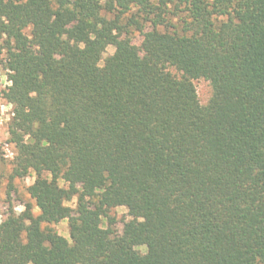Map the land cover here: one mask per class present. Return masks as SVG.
Returning <instances> with one entry per match:
<instances>
[{
	"label": "trees",
	"instance_id": "16d2710c",
	"mask_svg": "<svg viewBox=\"0 0 264 264\" xmlns=\"http://www.w3.org/2000/svg\"><path fill=\"white\" fill-rule=\"evenodd\" d=\"M231 3L0 0L12 178L35 172L41 209L0 224L3 264H264V0ZM199 78L213 87L203 107ZM73 195L75 208L63 203ZM119 204L132 216L121 233ZM65 217L70 238L54 227ZM145 242L147 256L131 250Z\"/></svg>",
	"mask_w": 264,
	"mask_h": 264
},
{
	"label": "clouds",
	"instance_id": "9594fccd",
	"mask_svg": "<svg viewBox=\"0 0 264 264\" xmlns=\"http://www.w3.org/2000/svg\"><path fill=\"white\" fill-rule=\"evenodd\" d=\"M158 0H153V3H157ZM172 2H176V0H172ZM208 2V5H209V10H211V5H212V0H207ZM100 3L103 4L104 3V0H100ZM236 3H237V0H232V3L229 5L228 7V11L231 12L233 8L236 7ZM168 8L169 10H172V3H168ZM131 9L132 11H135V7L134 6H131ZM241 11H243V9H241ZM55 17H53L54 19ZM173 20V22H175L177 19H179L178 16L176 17H173L171 18ZM212 19V22L213 23H216L217 21H224V22H227L228 20V17L227 16H224V15H221V16H216L215 14L211 17ZM189 21H190V18H189ZM7 21L5 20V23ZM233 23H239V21L235 18V16H233ZM98 27H100V25H97ZM113 33H115V29H113ZM2 35L4 38H6V33L5 34H0ZM137 36H139V33H136ZM31 38V37H29ZM94 38V36H93ZM0 43H2V41H0ZM133 43L134 44H139V41L137 40H133ZM80 48L83 49L84 48V44L81 43L80 44ZM117 51V49L112 45V44H109L107 46V52L104 53L105 56H107L109 53H115ZM56 59L59 60L60 57L59 56H56ZM97 66L98 67H103L104 66V60L101 59L97 62ZM168 71H172L174 72V69L172 68H169L167 69ZM176 78L179 79V74H176ZM13 82L11 80H9L7 78V75H5L3 72H0V87H3L4 85H11ZM201 92V89H197V93L200 94ZM30 95L32 96H35L36 95V92L33 91L30 93ZM211 95V92H210V88L206 90V94L202 96V98L200 99V105L203 107L206 105L207 103V99H208V96ZM13 107V104L12 103H7V104H4L3 102H0V125H3L4 124V121L5 119H9V117H6L4 116V113L7 112L9 109H11ZM49 119H51L49 117ZM63 123H61V127H63ZM0 133L3 134V136L7 137L8 133L5 129L3 128H0ZM24 139H25V142L26 143H32L34 142L33 139L31 138L30 134H25L24 136ZM42 145L44 146H47L49 144V140H47L46 138L43 139L41 141ZM4 151L5 153L7 154V157L8 158H11L14 153L12 151H10V148L9 146H5L4 147ZM253 175H255V171L253 172ZM37 179L36 177V174L34 171H31V174L26 178V183L28 185H32L34 183V181ZM47 179L51 180L52 179V174L51 173H48L47 175ZM58 180V185L62 188H66L68 186L67 182L65 181V179L61 177H58L57 178ZM17 183H19V180H17ZM77 187L79 188L80 186L77 185ZM106 189L103 188V187H97L95 188V191L96 192H103L105 191ZM3 193H0V196H2ZM86 199H88V197H86ZM32 213L33 215H37L41 212V209L36 205V202L35 200H32ZM65 205L71 207V208H75L76 207V204H77V196L76 195H73V197L71 198V200H65L63 202ZM25 210V204H15L14 205V211L17 215H19L20 213H22L23 211ZM129 211V209L123 205V204H119V205H116L115 206V212L116 213H127ZM127 219L128 220H131L132 217L131 216H127ZM7 220V216L3 215V214H0V224H3L5 221ZM99 220L101 221V223L98 225V227L101 229V230H105L108 228V223H107V218L103 215V214H100L99 215ZM140 222L141 223H144L145 222V219L144 217H140L139 218ZM26 224H29L30 221L26 220L25 221ZM67 224H68V219L65 217L64 219H62L59 223V225H55L54 227H56L58 230H59V233L61 236L63 237H68L69 236V230H68V227H67ZM44 225L41 224V228L43 229ZM18 240H19V243L21 246H26L28 245V242L26 240V233L24 232H21L20 234H18ZM73 243V241L71 239L68 240V244L71 246ZM42 248H45V249H51L50 248V245L47 243V242H44L42 245H41ZM133 252L137 253L140 257H144V256H147L149 254V251H150V248H149V245L148 243H137V244H134L132 246V249H131ZM101 259H104L105 257L104 256H101L100 257ZM9 259H11V257H9ZM0 264H3L2 261H0ZM27 264H34V261L32 259H28L27 260ZM255 264H262L261 262V258L259 256L256 257V260H255Z\"/></svg>",
	"mask_w": 264,
	"mask_h": 264
},
{
	"label": "rangeland",
	"instance_id": "374dc122",
	"mask_svg": "<svg viewBox=\"0 0 264 264\" xmlns=\"http://www.w3.org/2000/svg\"><path fill=\"white\" fill-rule=\"evenodd\" d=\"M177 22H178V19L174 23H177ZM151 28H152L151 25H148L146 30L151 29ZM159 29L164 31V30H166V27L160 26ZM169 29L173 30V27L170 26ZM30 31H31L30 28L26 29L27 33H30ZM136 33H139V32H135L134 34L131 35L132 41L133 40L139 41V44H135V45L140 46L142 39H143V35L141 33H139V36H137ZM2 40H3V38H0V41H2ZM1 44L2 43H0V46H1ZM109 54H112V53H109ZM5 56H6L5 50L4 49L0 50V72H3L5 75H7V78L9 79L8 70L6 69V67L4 65ZM104 57H106V56H104ZM171 68L174 69V73H178L175 68H173V67H171ZM194 83H195V86L197 89L198 88L201 89L200 94H198L199 99H201L202 96L206 94V90L210 88L211 95L208 96V99H207V103H208L210 98L212 97V94H213V87H212L210 81L205 79V78H199V79H195ZM8 86L9 85H4L3 87H0V90L1 91L5 90ZM0 102H3L4 104L10 103L4 97L0 98ZM4 116L9 117V119H5L4 124L0 125V128L5 129L8 133L7 137L3 136V134L0 133V193H3V195L0 196V214L7 216L12 209L14 210L15 204H25V208H26V205H28V204L32 205L31 201L34 199L30 196V194L28 192V186L29 185L25 182L26 178L31 173L29 175H27L26 177L12 178V172H13V167H14L13 159H14L15 154H16V147H15V144L13 142H11V140H10L9 126H10V123H11L13 116H14V106L11 109H9L7 112H5ZM6 145L9 146L10 151H12L14 153V155L11 158H8L7 154L4 151V147ZM45 175L47 176L48 173H45ZM17 180H19V183H17ZM32 207H33V205H32ZM111 214L116 216L117 224L115 227H116L117 231H119L121 233L123 231V228H124V222L126 220H128L127 216H131L129 214V211L127 213H122V214L116 213L115 207H114L111 210ZM59 223H57L56 225H59ZM67 227L69 230V236L67 238H70L69 221H68ZM57 231L59 232L58 229H57Z\"/></svg>",
	"mask_w": 264,
	"mask_h": 264
}]
</instances>
